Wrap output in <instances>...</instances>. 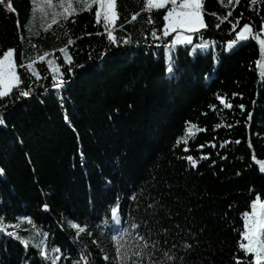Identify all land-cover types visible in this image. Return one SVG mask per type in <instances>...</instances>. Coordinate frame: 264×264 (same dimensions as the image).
Here are the masks:
<instances>
[{
	"label": "trees",
	"instance_id": "trees-1",
	"mask_svg": "<svg viewBox=\"0 0 264 264\" xmlns=\"http://www.w3.org/2000/svg\"><path fill=\"white\" fill-rule=\"evenodd\" d=\"M11 3L14 13L0 5V54L16 49L18 64L22 50L25 64L29 57L50 55L33 65L39 81L18 69L21 87L32 86L31 97L17 99L14 90L0 100L5 120L0 125L3 223H19L18 234L28 238L30 218L46 235L49 248H61L58 264H76L81 249L95 264H115L118 232L110 209L119 198L118 214L129 243L137 234H151L149 242L159 241V248L177 257L176 264H235L236 257L243 258L242 214L250 211L256 195L264 200V173L256 162L264 161L263 54L251 39L234 52L225 49L245 23L262 35L264 0L256 5L251 0L239 5L204 0L208 27L202 36L215 46L194 57L189 55L192 46H177L174 77L165 71L167 41H153L150 35L153 27L162 28L166 9L154 11L155 25H150L143 0H118L115 34L118 39L131 36L133 43L115 47L106 34H96L104 30L95 21V8L53 24L51 16L42 19L39 12L32 18L30 0ZM230 10L233 15L220 23L218 17ZM137 12L141 14L131 21ZM237 19L240 24L232 34ZM200 35L194 36V44ZM68 39L74 43L68 45ZM65 47L72 65L64 63L59 51ZM53 58L66 81L59 91L52 88L47 67ZM217 94L233 107L225 109ZM188 156L197 161L195 167ZM69 221L87 224L88 231L77 239ZM185 244L191 247L185 250ZM155 258L163 259L160 252ZM0 264L45 262L32 244L25 249L0 233Z\"/></svg>",
	"mask_w": 264,
	"mask_h": 264
},
{
	"label": "snow or ice",
	"instance_id": "snow-or-ice-1",
	"mask_svg": "<svg viewBox=\"0 0 264 264\" xmlns=\"http://www.w3.org/2000/svg\"><path fill=\"white\" fill-rule=\"evenodd\" d=\"M31 2V16L35 18L37 12L41 14V18L44 19L48 16L52 17V23H60L61 21H67L69 18L75 17L82 12H91L95 8L94 17L96 23L99 25L103 23V33L98 32L97 35H105L111 46L122 47L133 43L131 36L123 37L118 39L115 34L117 31V21L120 19V13L118 11V0H30ZM258 0H251L252 5H256ZM240 4V0H229V4ZM76 4H79L80 10H77ZM0 5L4 6L9 13L16 12L11 0L5 3V0H0ZM170 5V7H169ZM162 9H166V13L163 14L162 28L157 30L155 27L151 29L150 35L153 41H167L163 44V47L167 49L168 53V63L166 65V73L170 77L175 76V70H178V65L173 59V54L177 49V46H183L188 48L192 46L189 55L197 56L202 52L207 51L210 47L215 46L213 41L211 44L203 40L202 30L207 29L208 25L205 22V11H204V0H143V11L148 14L147 23L150 25H155V20L152 16L154 11L159 12ZM141 13H133L131 16V21H136ZM212 15H216L212 13ZM233 15V11H228L226 16L220 19V23L227 20L228 17ZM71 22L74 24L75 19ZM220 23L216 24V28L220 27ZM240 24V20L237 19L235 23L232 24V31L235 32L237 26ZM19 21H17V29L19 30ZM120 28L123 25L119 26ZM264 30V27H262ZM28 31L31 32V26H28ZM174 34V35H173ZM196 34H201L199 37V42L194 44V36ZM91 35V34H89ZM172 37L170 41L167 40L168 37ZM147 39V37H145ZM258 41L261 53L264 54V39H261L259 35L254 34L253 27L248 23H245L238 32H236L235 38L227 42L225 51L234 52L237 47H243L241 42H247L249 40ZM21 43L24 42V37L20 36ZM74 41L68 39L67 44L72 45ZM139 46V42H136ZM155 47H161V44H155ZM33 48L36 45H32ZM60 53L63 55L64 63L67 65L73 64L72 56L70 55L68 48H60ZM50 55V53H45L43 56H38L35 59L29 57L30 62L27 64L23 63L24 52L21 51L22 62L17 63V52L14 48H8L0 54V100L5 97H10L14 90L17 91V99L29 98L32 96V86L30 85L27 89L21 87L23 80L21 79V74L19 73V68H25L32 76L36 78L37 81L41 79L39 72L33 67L36 60H45V58ZM90 55V54H89ZM106 55V52L101 53V57ZM47 67L52 72V88L55 91H59L66 83L63 76L64 73L61 71L60 65L57 63L56 58L47 61ZM82 67V65H81ZM69 73L72 72V68L69 67ZM217 98L225 109H231L233 107L231 102H226V98H222L217 94ZM235 94H233V99ZM11 102V101H9ZM5 106H7L5 104ZM240 109L243 111L244 106L240 105ZM249 120L251 119V114H249ZM5 120L0 116V125H4ZM187 143V140H185ZM226 143H230L227 141ZM237 144L240 143L239 140L236 141ZM203 147V146H201ZM211 147H216L212 144ZM221 147H224L222 144ZM249 147L251 144L249 143ZM202 159H209L208 156H202ZM226 158V157H225ZM186 159L189 163L195 167L197 161L192 157L188 156ZM255 159V156H253ZM259 164V171L264 173V161H256ZM0 175H3V169H0ZM130 199L135 201V195L130 196ZM151 207V205H149ZM44 210H48V206L44 205ZM119 198L115 206L110 209V214L112 220L117 224L121 223V215ZM243 218V240L247 243H240L239 249L243 253V258L236 257L235 264H264V200L261 199L260 195H256L250 204V211H245L242 214ZM32 228L29 230V237L24 238L18 234L20 230V224L3 223L2 217H0V233L12 237L18 240L25 249L32 244L35 247L45 264H58L61 259V248L58 246H53L51 248L47 245V237L43 232L36 228L33 221L29 218L27 220ZM69 226L76 230V238L79 235L88 231V226L85 224L81 226L79 223L69 221ZM139 227V225H136ZM12 229V230H9ZM120 234L115 236V264H176L177 257L174 254H170L169 251L163 250L158 247L159 241L150 240V235L145 237L144 235L137 234L136 240L129 243L126 237L129 233L123 229L118 230ZM91 235V233H88ZM138 241V242H137ZM167 243V242H165ZM173 248L176 247L174 243ZM185 250L191 247L190 244H185L183 246ZM160 252L163 259L155 258L156 253ZM72 259L71 256L67 257ZM254 258V259H250ZM104 261L109 260V256L104 254L102 256ZM182 259V258H181ZM76 264H95V260L87 252L81 249L77 253Z\"/></svg>",
	"mask_w": 264,
	"mask_h": 264
},
{
	"label": "rangeland",
	"instance_id": "rangeland-1",
	"mask_svg": "<svg viewBox=\"0 0 264 264\" xmlns=\"http://www.w3.org/2000/svg\"><path fill=\"white\" fill-rule=\"evenodd\" d=\"M75 6L77 7V10L80 9V6H77V5H75ZM263 27H264V25H263ZM260 38L264 39V30H262V35L260 36ZM261 73L264 75V54H263L262 62H261Z\"/></svg>",
	"mask_w": 264,
	"mask_h": 264
},
{
	"label": "water",
	"instance_id": "water-1",
	"mask_svg": "<svg viewBox=\"0 0 264 264\" xmlns=\"http://www.w3.org/2000/svg\"><path fill=\"white\" fill-rule=\"evenodd\" d=\"M237 30H238V28L236 29V31H237ZM236 31H235V32H236ZM235 32H233L232 34H234Z\"/></svg>",
	"mask_w": 264,
	"mask_h": 264
}]
</instances>
